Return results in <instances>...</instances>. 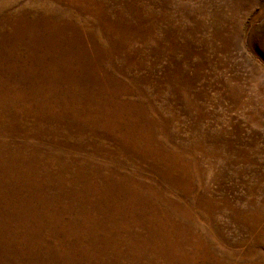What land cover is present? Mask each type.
<instances>
[{
    "label": "rangeland",
    "instance_id": "rangeland-1",
    "mask_svg": "<svg viewBox=\"0 0 264 264\" xmlns=\"http://www.w3.org/2000/svg\"><path fill=\"white\" fill-rule=\"evenodd\" d=\"M0 264H264V0H0Z\"/></svg>",
    "mask_w": 264,
    "mask_h": 264
}]
</instances>
